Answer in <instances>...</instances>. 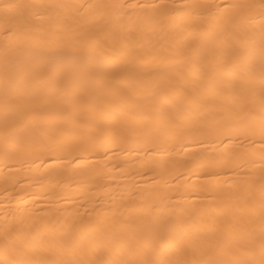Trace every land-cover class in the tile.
Here are the masks:
<instances>
[{
  "label": "bare ground",
  "instance_id": "bare-ground-1",
  "mask_svg": "<svg viewBox=\"0 0 264 264\" xmlns=\"http://www.w3.org/2000/svg\"><path fill=\"white\" fill-rule=\"evenodd\" d=\"M0 264H264V0H0Z\"/></svg>",
  "mask_w": 264,
  "mask_h": 264
}]
</instances>
